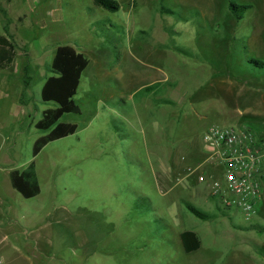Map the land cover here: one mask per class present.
Returning a JSON list of instances; mask_svg holds the SVG:
<instances>
[{"label": "rangeland", "instance_id": "obj_1", "mask_svg": "<svg viewBox=\"0 0 264 264\" xmlns=\"http://www.w3.org/2000/svg\"><path fill=\"white\" fill-rule=\"evenodd\" d=\"M117 1L119 11L109 12L93 0H44L33 9L28 0H0V36L16 54L10 96L0 97V162L7 156L23 170L34 160L41 189L24 199L2 170L0 198L26 230L44 229L38 264H264V195L250 221L210 198L222 173L205 165L202 143L212 125L264 131V77L241 67L245 57L264 59V0ZM229 1L246 7L242 18ZM66 44L89 61L74 97L80 113L60 120L78 129L33 158L44 135L35 125L56 107L41 89ZM18 79L26 100L19 118L11 112ZM200 166L205 182L181 179ZM11 230L19 245L21 229ZM187 230L201 243L190 254L180 239Z\"/></svg>", "mask_w": 264, "mask_h": 264}, {"label": "trees", "instance_id": "obj_2", "mask_svg": "<svg viewBox=\"0 0 264 264\" xmlns=\"http://www.w3.org/2000/svg\"><path fill=\"white\" fill-rule=\"evenodd\" d=\"M95 6L109 12H117L120 5L117 0H93ZM228 10L237 19L242 18L246 7L229 1ZM161 13L176 15L170 8L161 7ZM15 47L8 37L0 36V67L5 68L12 64L15 58ZM89 61L86 56L78 52L73 46L66 44L56 48L51 62L53 76L47 78L41 89V99L45 103H54L55 108L47 110L43 118L35 125L38 132L44 135L37 138L32 149V156L36 157L40 151L50 142L73 135L78 126L72 123L60 122L65 114H79L80 108L74 101L80 86L81 77ZM242 73H249L256 78L264 77V59L249 56L241 63ZM25 87L28 85L24 82ZM154 91L152 86L143 89L149 93ZM166 103V101L161 102ZM264 134L263 128L254 125ZM262 128V129H261ZM11 187L24 199H31L40 194V185L36 174L35 163L32 161L22 172L13 170L10 172ZM188 211L201 220H209L210 216L203 213L194 206L187 204ZM183 250L186 254L196 252L200 248V241L195 232L187 230L180 234Z\"/></svg>", "mask_w": 264, "mask_h": 264}, {"label": "built area", "instance_id": "obj_3", "mask_svg": "<svg viewBox=\"0 0 264 264\" xmlns=\"http://www.w3.org/2000/svg\"><path fill=\"white\" fill-rule=\"evenodd\" d=\"M202 143L207 153L205 165L217 163L222 173V181L213 179L209 197L218 199L223 208L240 211L246 221L252 220L263 204L264 134L247 123L212 125L205 130ZM201 167L188 170L181 179L195 176L196 182H205ZM5 263L0 256V264Z\"/></svg>", "mask_w": 264, "mask_h": 264}, {"label": "crops", "instance_id": "obj_4", "mask_svg": "<svg viewBox=\"0 0 264 264\" xmlns=\"http://www.w3.org/2000/svg\"><path fill=\"white\" fill-rule=\"evenodd\" d=\"M28 1H30V3H31V9H33V8L37 7L44 0H28ZM5 37H7V36H5ZM9 68H10V66L5 67V68L0 67V97H2V98L9 97L10 93H11V91H10L11 85L10 84H11L13 79L10 76ZM19 82H20V84L18 83V85L20 87H19L18 91L16 92L14 102L11 105L12 114L16 117L18 116V118L26 115V111H25L26 100L24 99L25 101L23 100L24 102H22V97L24 96V90H23L22 82L20 80H19ZM33 158H35V157H33ZM33 162H34V160H33ZM0 163H1L0 167H2V168H0L1 169L0 171L6 170L4 172L7 174L9 181H10V172L13 170H17V169L14 168V166H12V161L7 156H5ZM35 168H36V164H35ZM25 169L18 170V171L22 172ZM36 174H37V170H36ZM37 177H38V175H37ZM38 181H39V179H38ZM10 185H11V183H10ZM39 185H40V183H39ZM40 192H41V189H40ZM11 212H12V210H10V207L7 204V202L0 198V256L4 257L6 259L5 264H14V262H16L17 260L22 261L24 264H38L37 260L39 258V253H40V249L38 248V242H39V239L42 237V235L39 234V232H42L44 229L40 228V227H33V228L29 227V229L26 230L25 229L26 226L24 227L23 224H20V218L22 216H20L19 218H15V216H14V218H12ZM11 226L12 227L19 226V228L21 229V230H19V233L16 235L17 241H19L18 243L20 246L17 244H14L13 241L9 240L10 235H11L10 233L12 231ZM27 241H31L32 243L35 244V247H34L35 249H32L33 253H32V250H26V247L28 246Z\"/></svg>", "mask_w": 264, "mask_h": 264}]
</instances>
